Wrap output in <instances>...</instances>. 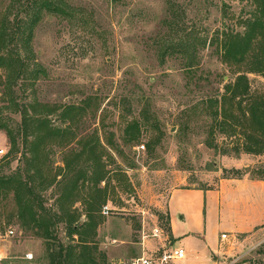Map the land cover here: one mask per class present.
<instances>
[{
  "label": "rangeland",
  "instance_id": "1",
  "mask_svg": "<svg viewBox=\"0 0 264 264\" xmlns=\"http://www.w3.org/2000/svg\"><path fill=\"white\" fill-rule=\"evenodd\" d=\"M29 1L0 0V21L5 9L10 12L9 20L15 16L27 20L33 13ZM61 1L64 11H45L37 18L29 43L23 38L15 42L14 48L33 58L29 69L37 67L35 60L43 72L36 80L21 79L11 95H2L0 83V120L18 130L21 114L8 106L10 96L31 103L61 104H81L91 97L76 131L103 130V118L119 142L124 119H147L140 142L125 147L135 166L115 154L130 180L112 192L113 199L106 204L109 213L101 212L93 264H116L139 256L142 251L134 243L139 239L155 242L147 252L160 250L162 242L153 236L156 227L165 231L162 237L169 243L167 201L174 188L211 190L218 197L221 221L231 211L241 214L239 220L252 217L259 204L264 205V153H246L240 148V135L212 131L211 117L198 109L206 94L222 91L236 76L211 39L223 30L243 31V21L253 8L251 0ZM28 24L23 25L27 34ZM187 52H195L192 66ZM4 73L0 69V76ZM249 77L252 91L263 93L264 76L249 73ZM0 145L10 148L4 128H0ZM60 156L56 154L57 159ZM17 163L14 160L0 172H11ZM46 194L51 205V191ZM12 211V199L0 206V252L5 254L1 264L4 260L14 264L16 259L23 264H43L36 260L45 254L44 239L21 228L16 217L9 224ZM261 220L259 228L264 227ZM10 229L14 233L8 236ZM59 234L64 241L72 240L64 224ZM230 234L232 242L247 235ZM259 241L237 248L234 256L240 257L234 264H264V235ZM179 244L175 240L174 247Z\"/></svg>",
  "mask_w": 264,
  "mask_h": 264
},
{
  "label": "trees",
  "instance_id": "2",
  "mask_svg": "<svg viewBox=\"0 0 264 264\" xmlns=\"http://www.w3.org/2000/svg\"><path fill=\"white\" fill-rule=\"evenodd\" d=\"M251 3L253 8L243 21V31L223 30L211 39L236 76L225 83L222 91L206 94L198 109L211 117L212 131L240 135L243 137L240 148L246 153L260 155L264 153V92L252 91L249 73L264 76V0H251ZM28 7L33 13L27 20L18 16L9 20L10 12L5 9L0 21V69L5 72L0 76L4 87L2 95L15 92L21 79L36 80L43 72L35 60L37 67L29 69L33 58L14 48L15 42L23 38L29 43L32 26L42 12L64 11L61 0H30ZM26 23L30 24L28 34L23 28ZM196 39L204 44L207 42V39ZM185 56L192 66L195 52H187ZM92 99L85 98L81 104L31 103L10 96L8 106L21 114L18 130L0 120V128L6 130L10 140V148L0 161V171L18 160L11 172H0V206L12 199L9 224L16 217L21 228L32 230L44 239L45 254L36 260L37 263H95L103 207L112 199L115 188L130 180L115 154L130 167L135 166L125 147H134L140 142L148 127L147 119H124L120 142L116 132L106 129L103 118V130L77 132L75 125L88 111ZM126 101L125 98L123 103ZM209 145L217 147L212 142ZM152 146L150 142L149 148ZM58 153L59 159L56 158ZM56 162H63V165L55 166ZM49 190V199H54L51 205L46 194ZM62 224L71 241H64L60 236ZM75 236L77 242H74ZM7 261L4 263L8 264ZM14 264L23 263L16 259Z\"/></svg>",
  "mask_w": 264,
  "mask_h": 264
},
{
  "label": "crops",
  "instance_id": "3",
  "mask_svg": "<svg viewBox=\"0 0 264 264\" xmlns=\"http://www.w3.org/2000/svg\"><path fill=\"white\" fill-rule=\"evenodd\" d=\"M57 165L61 166L63 162H58ZM221 198L224 199V196ZM217 201L216 194L208 189L178 187L171 190L167 201L170 227L167 235L171 238L169 244L174 246L175 240H178L180 244L177 247L186 252L183 259L172 264H234L240 257L234 256L237 248L252 241L260 242L259 239L264 235V227L259 228L261 218H264L263 204H259L258 210L250 218L243 217L239 220L241 214L231 211L228 219L221 221L218 218ZM228 205L231 206V203ZM77 206H80V203ZM230 232H234V235H247L237 242H232L228 240ZM223 233L227 234L224 238ZM159 238L164 246L165 240L162 236ZM134 243L142 252L156 246L155 242L146 238L143 242L139 239Z\"/></svg>",
  "mask_w": 264,
  "mask_h": 264
},
{
  "label": "built area",
  "instance_id": "4",
  "mask_svg": "<svg viewBox=\"0 0 264 264\" xmlns=\"http://www.w3.org/2000/svg\"><path fill=\"white\" fill-rule=\"evenodd\" d=\"M8 149L5 146L0 145V160L2 157H4L7 154ZM104 213H109V207L105 205L103 207ZM14 230L10 229L8 232L9 234H13ZM162 235H165V231L160 228L156 227L154 228L153 236L160 237ZM227 234L223 233L222 237H226ZM4 252H0V264L3 260ZM29 258H32V255L29 254ZM186 255V252L181 247H174L173 245H170L169 243L165 244L161 247L160 250L147 252L143 251L139 256L132 257L128 260H120L116 264H172L174 261L183 259Z\"/></svg>",
  "mask_w": 264,
  "mask_h": 264
}]
</instances>
